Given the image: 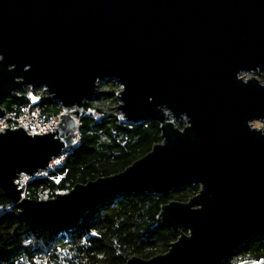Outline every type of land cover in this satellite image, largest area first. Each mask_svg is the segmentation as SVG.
<instances>
[{"label": "water", "instance_id": "95a60500", "mask_svg": "<svg viewBox=\"0 0 264 264\" xmlns=\"http://www.w3.org/2000/svg\"><path fill=\"white\" fill-rule=\"evenodd\" d=\"M263 68L264 0H0V101L29 87L61 106L52 131L0 130V188L21 218L59 230L120 194L198 185L161 206L177 235L167 251L124 264L231 259L264 243ZM108 79L119 118L157 122L162 140L122 171L26 197L15 179L77 145L84 104Z\"/></svg>", "mask_w": 264, "mask_h": 264}, {"label": "trees", "instance_id": "16d2710c", "mask_svg": "<svg viewBox=\"0 0 264 264\" xmlns=\"http://www.w3.org/2000/svg\"><path fill=\"white\" fill-rule=\"evenodd\" d=\"M264 80V68L259 74ZM118 85L106 80L95 97L86 101L78 119L77 145L61 153V161L30 180L22 193L32 199L54 197L77 183L122 171L162 140L155 121H122L115 108ZM29 89L4 97L0 105L18 117L29 104ZM39 106L46 121L59 117L61 106L44 90ZM178 127L183 122H175ZM198 185L174 187L169 196L124 193L85 212L77 223L55 230L19 216L0 188V264H124L128 258H150L167 251L177 238L159 218L169 200L187 201ZM218 264H264V243L245 241L231 259Z\"/></svg>", "mask_w": 264, "mask_h": 264}, {"label": "built area", "instance_id": "2783aa9c", "mask_svg": "<svg viewBox=\"0 0 264 264\" xmlns=\"http://www.w3.org/2000/svg\"><path fill=\"white\" fill-rule=\"evenodd\" d=\"M15 123L16 125H24L27 127L29 133H45L52 131L55 127V123L51 121H46L42 116L41 107L39 106V96H35L30 94L29 96V104L27 107L23 108L22 113L18 117H11L8 113H6L3 117L0 118V126L3 123ZM61 161V155L57 158H54L51 163L50 167L54 163H59ZM49 167V168H50ZM48 168V169H49ZM48 169L46 170H39L32 175H28L24 172L20 173L19 176L15 179L16 184L23 189L27 183L43 175Z\"/></svg>", "mask_w": 264, "mask_h": 264}, {"label": "rangeland", "instance_id": "374dc122", "mask_svg": "<svg viewBox=\"0 0 264 264\" xmlns=\"http://www.w3.org/2000/svg\"><path fill=\"white\" fill-rule=\"evenodd\" d=\"M242 75L244 76V77H248V74L247 73H242ZM257 76H259L260 77V75H257ZM106 81V80H105ZM116 83V82H115ZM117 84V83H116ZM118 85V84H117ZM25 88H28L29 89V92H28V96H30V94H33V95H35V96H39V94L36 92L37 90H39V89H41V88H36V89H31V88H29V87H25ZM119 88H120V85H118V89H117V91L119 90ZM43 90V89H42ZM116 91V92H117ZM118 105V101L116 100V105H115V108H116V106ZM118 111V110H117ZM7 113V112H6ZM118 116H119V113H118ZM59 118V117H58ZM57 118V119H58ZM57 119L55 118V119H52V122L53 123H57ZM178 120H181L182 122H183V124H184V121L182 120V119H179V118H177V119H175L174 120V122H176V121H178ZM253 123H254V125H256V126H260V123L259 122H257V121H253ZM17 126H19V124H15V123H12V124H10V123H3L1 126H0V130L3 128V127H17ZM54 164H56V163H54ZM53 164V165H54ZM43 199H45V198H43Z\"/></svg>", "mask_w": 264, "mask_h": 264}, {"label": "bare ground", "instance_id": "6f19581e", "mask_svg": "<svg viewBox=\"0 0 264 264\" xmlns=\"http://www.w3.org/2000/svg\"><path fill=\"white\" fill-rule=\"evenodd\" d=\"M79 119V118H78Z\"/></svg>", "mask_w": 264, "mask_h": 264}]
</instances>
